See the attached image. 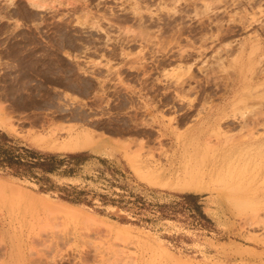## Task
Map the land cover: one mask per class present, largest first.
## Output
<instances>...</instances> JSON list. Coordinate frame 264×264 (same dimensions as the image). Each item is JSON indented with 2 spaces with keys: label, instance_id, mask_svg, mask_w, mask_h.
<instances>
[{
  "label": "rangeland",
  "instance_id": "rangeland-1",
  "mask_svg": "<svg viewBox=\"0 0 264 264\" xmlns=\"http://www.w3.org/2000/svg\"><path fill=\"white\" fill-rule=\"evenodd\" d=\"M257 34L246 82L250 46L232 59ZM246 85L264 92V0H0V263L8 229L18 264H264V208L176 186L215 107L204 180L250 147L230 181L264 193V94L236 102ZM84 129L104 135L63 149Z\"/></svg>",
  "mask_w": 264,
  "mask_h": 264
},
{
  "label": "bare ground",
  "instance_id": "bare-ground-1",
  "mask_svg": "<svg viewBox=\"0 0 264 264\" xmlns=\"http://www.w3.org/2000/svg\"><path fill=\"white\" fill-rule=\"evenodd\" d=\"M261 43L262 41L259 38L258 34L255 35L252 39L250 38L243 39L240 43L237 53L235 54V56H233L232 71L235 73L234 70L235 65L239 63L240 60L242 59L248 45L250 46L251 48L250 49L251 56L249 57L250 62H249V66L246 68V73L243 79L244 81L246 80V82H248L252 78V74L256 70V66L254 65L256 58L253 59L252 55L256 54L261 49ZM258 54L259 52L257 53V55ZM259 60L261 59L259 58ZM235 83H236V77L234 76L233 79L231 80L229 90L233 89ZM256 88L257 87L246 85L243 88V90L240 91V96L236 97L235 101L238 102L239 100L242 99L243 96H245V99L252 96L261 97L262 94H264V92H262L261 90H257ZM256 91H261V93H256ZM239 102H243V100ZM224 115L225 113L223 109L213 107L211 108V111L208 112L207 116L201 117L200 120H198L195 123V125H197L196 127L194 126L189 129L190 134H195L196 136H194L193 138V141H195V143L190 140L188 144L191 146H195V144H197V146H195V149L193 150H189V151L184 150L183 155L186 161L183 162L182 164V169H181L182 172L179 176V180L177 181L176 186H178L182 190H196V191H202L207 188H213L217 190L226 189V191L228 190L227 193H229L228 196L230 201L235 206L237 207L247 206L253 212L257 213L258 210L264 208V193H261L256 188L252 191H247L246 187H241L240 184L233 183L232 181H230L236 177L232 175V172H238L237 177L239 178V172L243 169V168L238 169L240 167H236L238 166L237 164L233 165V162L235 161L239 162L240 159L242 160L243 158L251 157V151L249 149L250 147L244 152H239L236 159H231L230 161L231 165H227L223 169L224 174L217 175L214 177L210 176L209 177L210 179L208 181L204 180L205 170L203 164H200L201 163L200 161L194 160L195 158H197V156L200 155L197 154L199 153L198 145L200 146L207 145L208 142L212 140L210 139L212 136L215 135V140H216L215 142L221 143V138L219 139V137H217L218 134L217 130L215 131V129H212L209 135L207 136H205L204 131L207 129L205 127H212L213 125H217L218 122H220L219 120L223 118ZM102 135H104V133L101 134L99 131L98 134L96 133L94 134L93 132L87 129L81 130L77 132L75 135L69 137V139L64 142L63 149H70L76 151L79 149L90 148L96 143L98 138L101 137ZM258 140L259 139L255 138L251 142H256ZM185 153L187 154V156L185 155ZM252 155L255 156V153H253ZM1 233L4 236L3 241H5L3 244L4 245L3 248L5 249L6 259H4L0 264H18L17 262H18L19 252H18L17 243L15 241V236L13 235V233H10L8 229H2Z\"/></svg>",
  "mask_w": 264,
  "mask_h": 264
}]
</instances>
